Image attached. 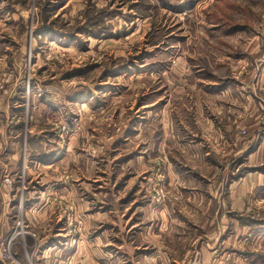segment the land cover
<instances>
[{
	"label": "rangeland",
	"instance_id": "rangeland-1",
	"mask_svg": "<svg viewBox=\"0 0 264 264\" xmlns=\"http://www.w3.org/2000/svg\"><path fill=\"white\" fill-rule=\"evenodd\" d=\"M0 264H264V0H0Z\"/></svg>",
	"mask_w": 264,
	"mask_h": 264
},
{
	"label": "built area",
	"instance_id": "built-area-1",
	"mask_svg": "<svg viewBox=\"0 0 264 264\" xmlns=\"http://www.w3.org/2000/svg\"><path fill=\"white\" fill-rule=\"evenodd\" d=\"M10 250H11V246H10V244H7V246H5V248H4L5 254H7V253L11 254Z\"/></svg>",
	"mask_w": 264,
	"mask_h": 264
}]
</instances>
